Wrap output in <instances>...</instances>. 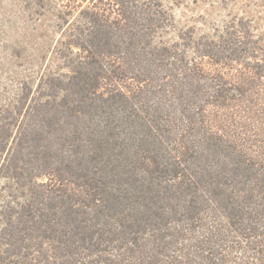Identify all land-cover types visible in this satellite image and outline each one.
<instances>
[{"label":"trees","instance_id":"1","mask_svg":"<svg viewBox=\"0 0 264 264\" xmlns=\"http://www.w3.org/2000/svg\"><path fill=\"white\" fill-rule=\"evenodd\" d=\"M81 2L82 54L30 103L5 160L49 188L15 226L25 261L0 264H32L40 238L58 251L48 264H264V47L241 23L191 36L189 58L154 45L159 0Z\"/></svg>","mask_w":264,"mask_h":264},{"label":"rangeland","instance_id":"2","mask_svg":"<svg viewBox=\"0 0 264 264\" xmlns=\"http://www.w3.org/2000/svg\"><path fill=\"white\" fill-rule=\"evenodd\" d=\"M81 1L0 0V255H9V259L15 261H25L16 254L20 245L12 246V243L18 244L15 240L25 232L15 226L20 222L22 226V221L29 220L22 215V208L34 193L47 191L49 181L46 176L18 179L13 174L16 170L7 167L5 160L9 149L15 147L16 134L30 103L49 97L51 79L68 80L71 75L67 55L74 57L81 53L76 46L70 45L74 17L79 14L80 3L86 4ZM159 1L170 19L156 33L153 39L156 46L176 45L192 58L195 52L187 44L191 36L194 40L203 36L217 39L230 25L239 29L244 24L264 47V0ZM75 5L78 8L74 10ZM28 115L30 117V112ZM24 152L28 158L29 148ZM26 169L30 171L31 166L23 171ZM53 248L54 243L40 238L27 249L29 257L33 258L28 260L32 264H48L44 263L48 256L47 261L53 262L58 252ZM60 261L57 258L58 264Z\"/></svg>","mask_w":264,"mask_h":264}]
</instances>
